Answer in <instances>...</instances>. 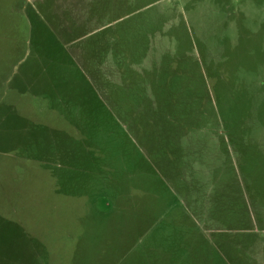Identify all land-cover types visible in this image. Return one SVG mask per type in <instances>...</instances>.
Wrapping results in <instances>:
<instances>
[{"label":"rangeland","instance_id":"374dc122","mask_svg":"<svg viewBox=\"0 0 264 264\" xmlns=\"http://www.w3.org/2000/svg\"><path fill=\"white\" fill-rule=\"evenodd\" d=\"M17 1L0 0V92L26 53ZM26 5L60 32L93 91L74 127L34 95L32 64L6 87L0 264H135L162 208L192 212L220 259L264 264V0ZM149 163L171 193L165 208Z\"/></svg>","mask_w":264,"mask_h":264},{"label":"trees","instance_id":"16d2710c","mask_svg":"<svg viewBox=\"0 0 264 264\" xmlns=\"http://www.w3.org/2000/svg\"><path fill=\"white\" fill-rule=\"evenodd\" d=\"M19 3L20 0L12 7L14 16L19 18L14 25V31H21L23 35L14 43L16 48L24 47L26 53L19 62L17 70L13 74L5 75L2 83L3 89L0 92V103L4 110H12L14 104L4 102L6 99L4 98L5 89L25 72V67L32 64L34 67L31 72L34 78L33 83L42 87L40 91L35 89L34 95L40 97V99L38 98L40 102H43L44 105L47 104L50 109L56 108L68 124L77 127L78 118L82 117L88 108L86 95L93 91L92 83L83 68L68 51L60 32L49 26L32 7L26 5L22 8V6H18ZM68 8L67 11L72 12L73 16H80L84 19V15L75 12L73 6L68 5ZM81 12L84 14L83 10ZM82 41L86 45V47L82 46L84 54H88L93 46L86 43L87 38ZM96 47L98 48V46ZM82 62L84 65V61ZM24 84H19V92L28 90ZM32 87L34 86L32 85ZM59 132L64 134L65 130L60 129ZM172 149L174 150L173 146L168 145L169 154L173 155L170 157H174ZM57 150L61 157V151ZM48 159H50L49 156L45 158V160ZM150 166L159 175V183L163 186L161 188L163 191L162 207L165 208V206L170 205L171 193L161 175L151 164ZM162 210L163 208L158 211V218L155 214L152 216L151 222H148L151 226L149 225L147 233L144 232L143 242L136 247H139L137 249L139 252L142 243L145 244L146 238L148 246H143L144 250H140L139 254L142 260L135 264H230L220 259V257L223 258V255L206 239L197 226L198 223L195 221L192 212H187L184 208L183 211H180V216L177 214L174 216L172 213L170 214L171 211L165 212L163 215ZM225 260L227 259L225 258Z\"/></svg>","mask_w":264,"mask_h":264}]
</instances>
